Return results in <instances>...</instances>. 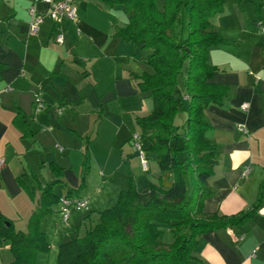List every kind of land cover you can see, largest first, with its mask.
Here are the masks:
<instances>
[{"label":"crops","instance_id":"0c3cea01","mask_svg":"<svg viewBox=\"0 0 264 264\" xmlns=\"http://www.w3.org/2000/svg\"><path fill=\"white\" fill-rule=\"evenodd\" d=\"M74 6L76 22H57L48 17L45 0H0V213L25 233L48 185L56 184L52 193L58 198L70 189L71 197L87 200L86 210L70 209L67 223L58 204L43 218L41 231L55 253L79 236L92 213L115 203L128 177L143 191L158 174L155 156L145 152L144 171L131 142L136 119L160 110L136 86L135 76L152 72L145 64L148 52L116 36L128 21L124 8L100 0H74ZM31 8L43 19L32 36ZM212 25L226 42L208 52L218 70L211 82L226 95L204 110L211 126L205 136L218 146V161L203 210L225 217L252 214L241 225L199 234L190 264H264V0H227ZM59 34L61 44L55 42ZM36 96L44 106L37 113ZM121 132L125 136L117 142ZM149 134L140 138L145 148ZM93 170L97 182L90 181ZM49 251L37 255V264ZM10 262L8 247L0 245V264Z\"/></svg>","mask_w":264,"mask_h":264},{"label":"trees","instance_id":"16d2710c","mask_svg":"<svg viewBox=\"0 0 264 264\" xmlns=\"http://www.w3.org/2000/svg\"><path fill=\"white\" fill-rule=\"evenodd\" d=\"M100 1L124 8L128 21L116 36L148 52L145 64L152 72L135 76L136 86L154 97L160 110L137 118L136 125L150 132L148 146L142 145L147 161L145 152L155 156L158 174L143 191L128 177L115 203L98 213L83 236L57 247L55 264H190L199 234L241 225L252 214L225 217L203 210L213 194L209 180L218 161V146L205 136L211 126L204 110L220 105L226 95L224 87L211 82L218 70L208 52L226 42L212 18L227 0H165L162 11L155 0ZM183 11L188 34L176 42ZM181 109L186 114L178 125ZM54 185L42 191L25 233L0 213V245L8 247L10 264H37V255L49 251L40 225L59 202ZM72 192L67 189L66 197ZM166 232L171 242L164 241Z\"/></svg>","mask_w":264,"mask_h":264},{"label":"built area","instance_id":"2783aa9c","mask_svg":"<svg viewBox=\"0 0 264 264\" xmlns=\"http://www.w3.org/2000/svg\"><path fill=\"white\" fill-rule=\"evenodd\" d=\"M46 3H48L50 10L48 13V17L53 21H61V20H70L72 22H76L77 20V14H76V8L74 6V0H45ZM30 15V22L27 28L28 35L32 36L35 35L38 31L39 25L42 23L43 19L41 16H39L36 11L31 8L29 10ZM261 31H264V28H261L259 26ZM55 42L58 44L62 43V35H57L55 38ZM34 109L35 112H40L44 109L42 100L36 96L34 100ZM248 108L247 104H242L241 109L243 111H246ZM237 130L242 133L246 134V130L243 126H237ZM131 142L134 151L137 153L138 158L140 160L141 167L144 171L147 170V160L145 158L144 149L142 142L140 140V136L138 135H132ZM56 149L60 152L63 150L61 147L56 145ZM4 159L0 158V168L4 166ZM249 168H246L243 172V175L248 174ZM88 201L84 199L79 198H73V197H62L59 198L58 205L60 207L59 214L61 217L62 223H67L69 215H70V209L73 208L76 211L86 210L88 207Z\"/></svg>","mask_w":264,"mask_h":264},{"label":"rangeland","instance_id":"374dc122","mask_svg":"<svg viewBox=\"0 0 264 264\" xmlns=\"http://www.w3.org/2000/svg\"><path fill=\"white\" fill-rule=\"evenodd\" d=\"M155 1H156L157 9L159 11H162L165 0H155ZM180 19H181V23H180V25L178 26V28L176 30V42H178L179 40H184L187 37V34H188V25H187V21H186V12L185 11L182 12V15L180 16ZM180 84H182V80L181 79H180ZM184 106H185V111H187L188 105L185 104ZM185 111H182V109H181V111L177 114L176 120H175L176 124H178V125L182 124V122L184 121L183 118L185 117V114H186ZM78 123H79L80 126L83 125V121L82 120H80ZM135 130H136L135 134L140 136L141 139H143L144 137L142 138V131L138 127H136ZM135 134H132V135H135ZM124 136H125V134L123 132L119 133L117 135V137H116V141L117 142L122 141ZM111 138H112V136H111ZM141 142H142V140H141ZM149 159H150L149 163H150L151 167L155 166L153 157H150ZM153 169H154V167H153ZM87 173H88V170H87ZM89 173H90V181L97 182L98 179H97V176H96V172L93 170V171H91ZM151 178H153V180H154V176L151 177ZM54 192L56 194H61L62 193L59 188H55ZM93 193L94 192H92V191L90 192V194L88 196L89 199H91ZM108 207H110L109 204H108V206L106 205L104 208H101V209H106ZM54 220L56 221V218ZM96 220H97V214L96 213H92L91 219L90 220H86L84 225H82L80 227V231H79L78 235L79 236H83L85 228H88L89 226H92L93 224H95ZM171 239L172 238H171L170 234H168L166 232L165 235H164V241L165 242H171ZM55 258H56L55 250L49 251L48 256H45L43 259H40L38 261V264H55V261H56Z\"/></svg>","mask_w":264,"mask_h":264}]
</instances>
